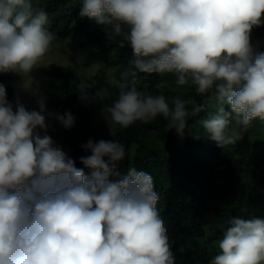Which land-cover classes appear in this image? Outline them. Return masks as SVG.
Masks as SVG:
<instances>
[{"label":"clouds","instance_id":"clouds-1","mask_svg":"<svg viewBox=\"0 0 264 264\" xmlns=\"http://www.w3.org/2000/svg\"><path fill=\"white\" fill-rule=\"evenodd\" d=\"M79 14L132 49L118 97L103 107L114 125L162 116L183 135L189 101L138 90V73L173 74L201 96L214 89L216 111L201 124L221 148L242 140L254 120L264 122V51L251 42L264 26V0H82ZM48 23L32 0H0V73L28 76L40 65L55 39ZM37 104L28 110L17 98L14 110L0 84V264H174L153 177L135 167L122 173L126 149L114 140L89 139L81 148L90 155L76 167L46 122L70 129L75 117L48 112L43 96ZM205 108L193 104L191 114ZM229 225L210 264H264V219Z\"/></svg>","mask_w":264,"mask_h":264},{"label":"trees","instance_id":"trees-1","mask_svg":"<svg viewBox=\"0 0 264 264\" xmlns=\"http://www.w3.org/2000/svg\"><path fill=\"white\" fill-rule=\"evenodd\" d=\"M32 2L34 9L46 12L49 19L46 27L55 36L71 38L86 59L114 70V83L97 79L91 86L94 96L97 91L108 93L102 102L95 100L103 112V107L110 106L118 97L121 73L128 69L133 57L130 45L121 48L118 43L110 42L101 26L88 17H81L82 0ZM257 40L264 42V26L253 29V45ZM259 50L264 51V45ZM44 72L59 82L46 99L47 111L61 115L70 111L75 117L70 129L53 119L64 128L69 157L75 160L76 167L82 168L80 157L90 153L81 145L91 139L87 132L92 117L79 100L80 80L57 66H48ZM14 78V72L0 73V84L5 86L10 103L16 98ZM136 87L146 94H162L169 102L173 97L189 101L186 109L190 115L183 135L175 128L169 129L170 122L162 116L146 124L137 121L121 128L105 114L114 132L102 139L125 146L126 156L119 165L122 173L135 167L153 177L160 197L157 207L167 229L174 264H210L219 254L217 242L232 218L264 219V137L248 129L235 145L221 148L212 141L201 121L216 111L208 105L217 108L214 89L201 96L191 84L177 85L173 74L157 73H138ZM193 104H205V111L192 115ZM257 123L258 119L252 126ZM84 170L90 175V170Z\"/></svg>","mask_w":264,"mask_h":264},{"label":"rangeland","instance_id":"rangeland-1","mask_svg":"<svg viewBox=\"0 0 264 264\" xmlns=\"http://www.w3.org/2000/svg\"><path fill=\"white\" fill-rule=\"evenodd\" d=\"M55 36V35H54ZM255 46L262 47L264 42L257 40L254 42ZM48 66L60 67L65 73L74 75L79 78V100L83 108H85L92 117V122L87 135L94 141H99L114 132L111 123L106 120L104 113L98 107L91 86L97 79H103L108 83L115 82L114 70L104 67L100 62L86 59L82 52L76 47L74 41L67 37L61 38L55 36L49 53L37 68L28 76H23L15 73L13 80L15 89V100L17 98L28 110H39L37 100L43 96L48 99L55 91L58 81L45 74L44 70ZM81 88L86 89L89 99L81 98ZM208 104V103H207ZM212 109H216L215 105L208 104ZM46 122L50 125L48 134L56 142L57 145L62 146L63 149L69 153V148L64 141V128L58 124L53 118L47 117ZM250 131L257 136L264 137V122L258 120L255 126H251Z\"/></svg>","mask_w":264,"mask_h":264}]
</instances>
